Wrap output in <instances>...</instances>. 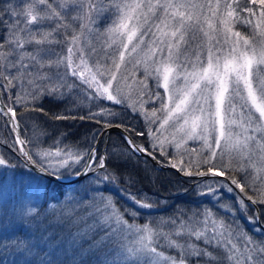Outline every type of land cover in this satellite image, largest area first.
<instances>
[{"label": "snow or ice", "instance_id": "obj_1", "mask_svg": "<svg viewBox=\"0 0 264 264\" xmlns=\"http://www.w3.org/2000/svg\"><path fill=\"white\" fill-rule=\"evenodd\" d=\"M0 34V118L14 134L0 138L12 151L0 154V250L57 264L54 214L91 218L71 237L91 241L95 259L79 264H264V0H4ZM28 111L99 127L45 147L21 135ZM113 127L141 140L102 148ZM148 160L154 187L172 169L191 188L176 203L136 189L127 165ZM52 182H67L62 199Z\"/></svg>", "mask_w": 264, "mask_h": 264}, {"label": "trees", "instance_id": "obj_2", "mask_svg": "<svg viewBox=\"0 0 264 264\" xmlns=\"http://www.w3.org/2000/svg\"><path fill=\"white\" fill-rule=\"evenodd\" d=\"M238 28H240L242 31H247L246 28H243L240 25H237ZM1 39V35H0ZM43 106L46 109H51L53 111L60 110L56 106L49 104L48 102H44ZM62 107V106H61ZM29 118H35V119H29ZM134 129L141 128V125L143 121H137V120H130L129 121ZM65 124V125H71V127L68 128H56L53 125L54 124ZM83 124V126H81ZM33 125H35V128H33ZM94 127H99V125H93L89 122H81L79 120L77 121H62V122H54L51 121L48 117L44 116L42 113L38 112H24L20 124V131L21 135H25V128L28 129L27 136L32 137L34 132L36 135V138L43 142V146H48L52 143L53 139L59 132L67 131L69 133L67 142L69 144L72 143H79L83 144L85 142V137L87 134L91 132V130ZM46 129L45 134H41L42 130ZM7 133V131L5 130ZM129 135L133 136L137 141H140L141 138L138 136H135V131L127 132ZM107 140V146L110 148L113 143H120L121 137L116 134H111L109 137L106 138ZM104 146V144H103ZM0 150L2 152L7 153L6 155H9L11 157L12 154H9V152H6L1 146ZM139 159L144 160L145 158L139 157ZM145 169H155L153 165L147 161V163H140L137 164L136 162L132 161L129 162L127 165V171L133 173L138 177V183L135 185L136 189H140L145 192L149 193H156L157 195L163 196V197H172V199L169 201L170 203H176V195L177 190L181 189V187L184 188H191V185L188 184H181V181L183 178H180L172 171H161L157 173L156 175L159 176V179L157 180L156 186L154 187L148 177L145 174ZM79 189H83L85 185H76L73 186ZM47 190H48V197L49 198H56V199H62V193L66 192L68 190V187L61 186L57 183H50L47 184ZM41 193H43V187L41 188ZM81 195H83V192H81ZM119 197V194H117ZM196 197L191 194V192L187 195L182 196V201H194ZM119 204H124L126 201L122 198H118ZM259 208L264 209V205H257ZM81 211H87L85 210H78L76 215H80ZM171 211V209H169ZM75 217L66 218L63 223H48V220L54 219V214L50 215L48 220H45V226L47 227L48 231L52 234V240L54 243L50 245L49 251H51L53 248H56L57 245L58 250L55 252V259L57 261V264H59L60 261H63V264H73L72 257L75 255V264H79V261L83 258L87 261H92L95 259V257L88 255L87 249L88 244L91 242L89 239H81L80 241V247H75L71 244V237L72 234L79 231L80 229L84 228L86 223L91 222V218H89L88 221H82L78 224H72V220ZM140 222H143L141 219ZM93 238H98L95 235H93ZM82 253V254H77ZM6 260L3 258L6 256ZM0 260H3V264H14V262H18V264H22V261H20V257L18 254L14 253L11 249L4 251L2 250L0 252Z\"/></svg>", "mask_w": 264, "mask_h": 264}, {"label": "rangeland", "instance_id": "obj_3", "mask_svg": "<svg viewBox=\"0 0 264 264\" xmlns=\"http://www.w3.org/2000/svg\"><path fill=\"white\" fill-rule=\"evenodd\" d=\"M3 2H4V0H0V3H3ZM16 2H21V0H16ZM0 35H1V39H3L2 34H0ZM161 91H162V89H161ZM5 130L7 131V133L5 132ZM0 138L7 140L9 143L11 142V139H12L7 127H5V122L2 118H0ZM104 141H105V137L102 136V138H101V147L102 148H103ZM0 146L4 150H6V152H9V154H12L11 148L8 147L7 144L0 143ZM0 154H3L5 157H10L9 155H6L7 153L2 152V150H0ZM1 251L2 250H0V252ZM6 257H7V255L4 256L3 258L6 260Z\"/></svg>", "mask_w": 264, "mask_h": 264}, {"label": "water", "instance_id": "obj_4", "mask_svg": "<svg viewBox=\"0 0 264 264\" xmlns=\"http://www.w3.org/2000/svg\"><path fill=\"white\" fill-rule=\"evenodd\" d=\"M3 120H4V119H3ZM7 129H8V128H7ZM8 131H9V129H8ZM104 132H105V135H104L105 138L109 137L111 134L119 135L121 138H122L124 135H129L124 129H122V128H115V127L111 128V129H105ZM9 133H10V131H9ZM108 133H110V135H108ZM10 135H11V137H12V135H14V134H10ZM101 138H102V137H101ZM105 144H107V140L104 141V145H105ZM140 157L144 158L142 155H141ZM148 161L153 165V167H154L155 169L159 167L154 161H151V160H148ZM163 171H172L173 173H175L174 170H172V169H164ZM175 174H176V173H175ZM176 175L179 176V174H176ZM179 177H180V176H179ZM180 178H183V177H180ZM183 179H184V178H183ZM53 183H57V182H53ZM57 184H58V183H57ZM63 186L68 187V186H67V182H64V185H63ZM249 203H250V202H249ZM254 207L259 208L257 205H255Z\"/></svg>", "mask_w": 264, "mask_h": 264}]
</instances>
